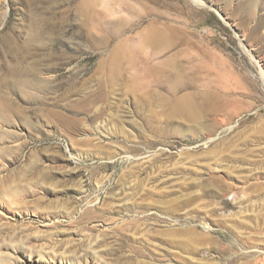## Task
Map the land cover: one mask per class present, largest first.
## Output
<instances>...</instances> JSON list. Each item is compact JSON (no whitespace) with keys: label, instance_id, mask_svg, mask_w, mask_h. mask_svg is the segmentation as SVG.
Returning <instances> with one entry per match:
<instances>
[{"label":"rangeland","instance_id":"rangeland-1","mask_svg":"<svg viewBox=\"0 0 264 264\" xmlns=\"http://www.w3.org/2000/svg\"><path fill=\"white\" fill-rule=\"evenodd\" d=\"M195 1L0 0V264H264V0Z\"/></svg>","mask_w":264,"mask_h":264},{"label":"bare ground","instance_id":"bare-ground-1","mask_svg":"<svg viewBox=\"0 0 264 264\" xmlns=\"http://www.w3.org/2000/svg\"><path fill=\"white\" fill-rule=\"evenodd\" d=\"M193 2H197L195 0H191ZM198 3V2H197ZM165 35L158 30L148 29L145 31L143 36V42L147 44H163L165 43ZM131 51L127 47H117L110 53L109 61L115 63L120 58H130ZM199 106H196L191 101L186 99H181L176 102L175 110L178 113H181L184 116L195 118L199 112ZM13 256V255H12ZM29 261H33L30 256L28 258Z\"/></svg>","mask_w":264,"mask_h":264}]
</instances>
